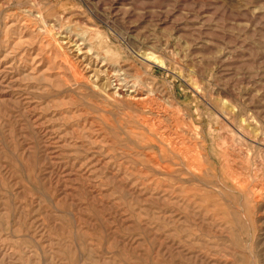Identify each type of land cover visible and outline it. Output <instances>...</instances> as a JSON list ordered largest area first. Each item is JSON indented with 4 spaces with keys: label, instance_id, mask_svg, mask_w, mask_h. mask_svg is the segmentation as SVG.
Instances as JSON below:
<instances>
[{
    "label": "rangeland",
    "instance_id": "374dc122",
    "mask_svg": "<svg viewBox=\"0 0 264 264\" xmlns=\"http://www.w3.org/2000/svg\"><path fill=\"white\" fill-rule=\"evenodd\" d=\"M0 264H264V0H0Z\"/></svg>",
    "mask_w": 264,
    "mask_h": 264
},
{
    "label": "bare ground",
    "instance_id": "6f19581e",
    "mask_svg": "<svg viewBox=\"0 0 264 264\" xmlns=\"http://www.w3.org/2000/svg\"><path fill=\"white\" fill-rule=\"evenodd\" d=\"M82 51H83V50H82ZM79 52H80V51H79ZM79 52H78V53H79ZM77 55H78V54H77ZM92 78H93V77H92ZM118 90H119V89H118ZM133 92H134V91H133ZM136 93H137V92H136ZM133 97H135V96H133ZM142 100H143V99H142ZM186 166H187V165H186ZM187 167H188V166H187ZM189 169H190V168H189ZM187 170H188V168H187Z\"/></svg>",
    "mask_w": 264,
    "mask_h": 264
}]
</instances>
